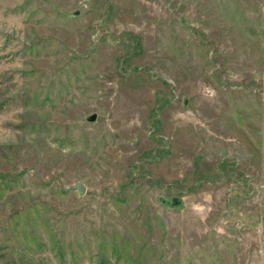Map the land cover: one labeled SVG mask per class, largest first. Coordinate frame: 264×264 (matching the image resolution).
Here are the masks:
<instances>
[{
    "label": "rangeland",
    "instance_id": "1",
    "mask_svg": "<svg viewBox=\"0 0 264 264\" xmlns=\"http://www.w3.org/2000/svg\"><path fill=\"white\" fill-rule=\"evenodd\" d=\"M53 262L264 264V0H0V264Z\"/></svg>",
    "mask_w": 264,
    "mask_h": 264
},
{
    "label": "water",
    "instance_id": "2",
    "mask_svg": "<svg viewBox=\"0 0 264 264\" xmlns=\"http://www.w3.org/2000/svg\"><path fill=\"white\" fill-rule=\"evenodd\" d=\"M95 119V114L92 113L88 116H86L87 121H93ZM63 191H76L78 195L83 194L84 192V185L80 181H73L70 184H66L62 187ZM158 201L160 204H165L167 206H176L179 203L178 197H170L169 199H165L162 197H158Z\"/></svg>",
    "mask_w": 264,
    "mask_h": 264
},
{
    "label": "crops",
    "instance_id": "3",
    "mask_svg": "<svg viewBox=\"0 0 264 264\" xmlns=\"http://www.w3.org/2000/svg\"><path fill=\"white\" fill-rule=\"evenodd\" d=\"M41 264H58V263L53 262V263H41ZM81 264H92V263H81Z\"/></svg>",
    "mask_w": 264,
    "mask_h": 264
}]
</instances>
